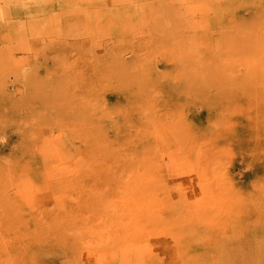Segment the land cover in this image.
<instances>
[{"label":"rangeland","instance_id":"rangeland-1","mask_svg":"<svg viewBox=\"0 0 264 264\" xmlns=\"http://www.w3.org/2000/svg\"><path fill=\"white\" fill-rule=\"evenodd\" d=\"M0 11V264H264V0Z\"/></svg>","mask_w":264,"mask_h":264},{"label":"bare ground","instance_id":"bare-ground-1","mask_svg":"<svg viewBox=\"0 0 264 264\" xmlns=\"http://www.w3.org/2000/svg\"><path fill=\"white\" fill-rule=\"evenodd\" d=\"M2 8H3V7H2ZM2 10H4V8H3ZM86 10H87V9H85V11H86ZM0 12H1V11H0ZM86 12H87V11H86ZM86 12H85V13H86ZM0 15H1V14H0ZM41 142H42V141H41ZM49 146H51V145H49ZM46 148H48V147H46ZM195 195H196V194H195Z\"/></svg>","mask_w":264,"mask_h":264}]
</instances>
